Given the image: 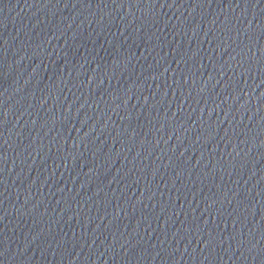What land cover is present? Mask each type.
<instances>
[{
  "label": "water",
  "instance_id": "95a60500",
  "mask_svg": "<svg viewBox=\"0 0 264 264\" xmlns=\"http://www.w3.org/2000/svg\"><path fill=\"white\" fill-rule=\"evenodd\" d=\"M0 264H264V0H0Z\"/></svg>",
  "mask_w": 264,
  "mask_h": 264
}]
</instances>
